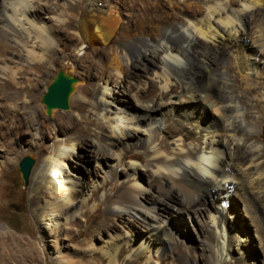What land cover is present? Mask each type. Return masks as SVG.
Instances as JSON below:
<instances>
[{"label": "bare ground", "instance_id": "bare-ground-1", "mask_svg": "<svg viewBox=\"0 0 264 264\" xmlns=\"http://www.w3.org/2000/svg\"><path fill=\"white\" fill-rule=\"evenodd\" d=\"M140 18L160 33L122 40L121 23ZM54 59L76 79L61 115L74 121L46 148L27 96ZM0 94V106L23 95L10 109L33 123L30 216L54 243L73 218L88 220L73 249L85 264H168L171 252L179 264H257L251 238L264 264V0H0ZM77 143L94 162L87 179L66 172ZM15 161L1 159L0 175ZM112 217L124 232L97 244ZM195 221L196 246L182 235Z\"/></svg>", "mask_w": 264, "mask_h": 264}, {"label": "rangeland", "instance_id": "rangeland-1", "mask_svg": "<svg viewBox=\"0 0 264 264\" xmlns=\"http://www.w3.org/2000/svg\"><path fill=\"white\" fill-rule=\"evenodd\" d=\"M159 10L156 12L157 15L161 14L164 9ZM160 29L161 26L158 22H153L149 27L143 26V19L140 18L136 20L135 25L132 26L124 22L121 23L119 27V37L122 40L130 41L137 35L141 34L142 31H146L152 36H157L160 33ZM60 47L68 50L63 44H61ZM92 58L91 61L97 68L101 69L104 67L98 55H95ZM58 66V59H54L52 64L45 65L37 70L34 78L36 77L38 79V84L32 88L30 95L27 96L29 105L35 112L36 119L39 121L41 127L39 136L40 145L46 148L50 147L55 139H58L65 134V129L62 125H64L66 121H74L72 116L69 118L61 116L64 115L65 111L68 109H54L52 110L54 111V115H45L44 105L41 103V96L43 94L42 82L43 80L51 81ZM16 87L17 86L14 85L7 86L6 90L12 91L16 89ZM23 97V95L19 94L14 98L1 100L2 105L0 106V160L7 156L15 157L16 160L15 163L6 164L2 176L0 175V264H55L54 260H56L57 257L61 264H66L67 258L78 259L80 260L79 264H85V260L88 259V256L83 254H76L77 256L73 255L75 252L73 249L78 247L79 240L86 235L85 224L88 223V220H82L80 216L73 218L72 222L76 224H69L67 226L69 227L68 232L61 227L60 235L57 236L59 239L54 243V241L48 240V231L42 228V226L36 224L30 216L28 210L29 192L20 177L18 162L21 158L28 155L33 158L35 164L36 160L31 156L29 151V146L33 138L31 135L33 123L28 118L29 115L26 113V110L19 109L13 111L10 109L12 104L20 105ZM260 138L261 141L263 140L264 144V127L261 131ZM76 145L78 152L71 156V159L67 163L68 168L66 169V172L71 178L79 180L82 178L87 179V170L88 168L90 169L94 167V162L92 160H87L88 152L83 150L84 148L81 147L79 143ZM138 157L144 160L146 159V155L142 152H138ZM126 161H134L135 163H138L137 160L130 158H127ZM121 177L122 176L114 180L115 186H118L121 183ZM128 182L132 183V181ZM136 183L142 188L148 187L149 189H152L153 187V185H149L146 178L142 176L135 178V184ZM99 199L100 198L97 199V202ZM105 204V201L102 200L96 214L106 212ZM174 217L175 216H172L170 223H179ZM238 219L246 220V217H240L239 215ZM194 224L195 227H191L190 225L187 226L189 231H187L188 229L185 230L182 235L187 241L196 246V244H199L201 236L197 233L199 224L197 221H195ZM237 224L240 225V222ZM241 225V227H247V231L251 228V224H247L246 221H242ZM107 226V229L105 228L97 233V244H101L105 241L108 237L107 234L110 233L117 235L119 233L120 235L126 228V225L117 219V217H112ZM141 228H144V224L140 221L133 224L132 228L128 227L130 231L134 229H139L140 231ZM65 233L67 236L64 235ZM55 245L59 248L57 252L54 251L55 247L53 246ZM249 245L259 251V255L257 254V257H259L257 264H263L261 263L262 259L260 260V250L258 246H256L253 238H251ZM175 253L176 252H171V255L173 256L167 257V260L170 259L169 263L171 264H179L176 262L177 260L173 258ZM67 264L71 263L67 262Z\"/></svg>", "mask_w": 264, "mask_h": 264}, {"label": "water", "instance_id": "water-1", "mask_svg": "<svg viewBox=\"0 0 264 264\" xmlns=\"http://www.w3.org/2000/svg\"><path fill=\"white\" fill-rule=\"evenodd\" d=\"M75 80V77L68 76L60 70L56 71L55 77L48 85L46 92L41 96L45 114L49 115L54 109L66 110L69 108V95ZM33 164V158L28 155L21 158L18 162L19 174L24 185L27 183Z\"/></svg>", "mask_w": 264, "mask_h": 264}]
</instances>
